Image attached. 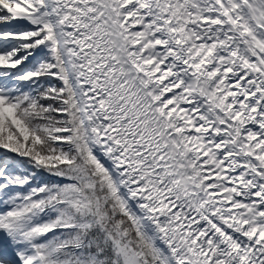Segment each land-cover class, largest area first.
Here are the masks:
<instances>
[{
  "label": "snow or ice",
  "instance_id": "obj_1",
  "mask_svg": "<svg viewBox=\"0 0 264 264\" xmlns=\"http://www.w3.org/2000/svg\"><path fill=\"white\" fill-rule=\"evenodd\" d=\"M0 264H264V0H0Z\"/></svg>",
  "mask_w": 264,
  "mask_h": 264
}]
</instances>
